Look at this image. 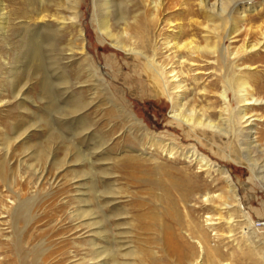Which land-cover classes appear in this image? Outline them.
Listing matches in <instances>:
<instances>
[{
    "label": "rangeland",
    "instance_id": "obj_1",
    "mask_svg": "<svg viewBox=\"0 0 264 264\" xmlns=\"http://www.w3.org/2000/svg\"><path fill=\"white\" fill-rule=\"evenodd\" d=\"M204 1L218 7L207 9ZM77 2L78 22L56 34L23 25L39 0H0V219L6 216L9 233L0 263L208 264L197 244L202 233L229 251L226 258L234 253L237 264H264V100L253 103L239 128L237 109L220 122L218 100L226 91L237 108L243 82L264 99V47L234 56L245 40L261 39L264 0H115L109 14L104 0ZM67 4L47 0L46 7L70 18ZM235 23L241 32L233 39ZM81 33L84 53L77 49ZM180 33L200 47L218 41L215 55L196 58L203 75L196 87L206 91L156 97L162 80L172 81L162 65L190 59L186 52L174 59L165 46L181 42ZM183 70L195 78L189 66ZM207 105L223 131L190 126L175 114ZM166 144L180 151V163L161 150ZM192 152L230 171L245 207L244 214L222 210L217 230L208 228L207 218L218 212L204 194H218L226 183L195 157L187 171L190 160L180 155ZM146 154H155L160 167ZM198 183L202 189L183 203Z\"/></svg>",
    "mask_w": 264,
    "mask_h": 264
},
{
    "label": "bare ground",
    "instance_id": "obj_2",
    "mask_svg": "<svg viewBox=\"0 0 264 264\" xmlns=\"http://www.w3.org/2000/svg\"><path fill=\"white\" fill-rule=\"evenodd\" d=\"M67 1H68L67 7H68V10L70 12V18L64 17L63 15H61L62 13L56 14V15L54 13L51 14L50 9L48 7H46L47 6V0H39V9H37L35 12H31L30 16H27L29 18V21H27L23 25L25 27L31 29L33 32L34 31L35 32L36 31L37 32L46 31V32H55L56 34H58V32L60 33V31L64 30V28L67 27L68 22H70V24H72L69 26L74 27L75 22H78V18H79V16H78L79 15L78 14L79 13V11H78L79 2L76 3V0L74 1V3H72V0H67ZM114 2H115V0H104L103 5L105 7L106 14H109L112 11V9H113L112 4ZM237 3L239 4V1H237L236 4ZM51 4L55 5L57 7V9H60V7H61V4L56 3L55 1L52 2ZM241 4L242 3L240 2L239 9L241 11L237 12L239 15H241V13L243 12V9L246 7V5H244V4L241 5ZM28 5L31 8L30 2L28 3ZM203 6L207 9L210 8L213 11H215V8L218 7L217 5H211L210 6L207 1H204ZM2 7H3V9H2V12L0 15L1 19L4 16L5 4H3ZM2 25H3V23L0 24V28ZM103 30H104V32L107 33V35H109L108 25H105V27H103ZM240 32H241V29L237 23L233 24L232 27L229 29V34L233 37V39L239 38L238 35L240 34ZM207 34H209L208 31H207ZM261 36H262L261 39L257 40L256 42L247 43L245 40L242 47L239 48L235 52L234 56L238 58L239 56L240 57L244 56L248 52H251V51H254V50L260 48V46L264 47V32L261 33ZM176 38L182 39V41L180 42V40H179L175 43H172L171 41L166 40L165 46H166L167 50L173 51V55H175V56H173L174 59L177 58L179 54L181 55L183 52H186L189 55L190 59L187 57L185 58V57L181 56L177 59L176 62L172 63L171 62L172 60H171L168 64H166L164 66L162 65L163 69L166 71V75L168 76V79L169 80L171 79L172 81L169 82V84H167L163 79L162 80V87H164V89H160V90L158 89L157 93L154 95L156 97H161V96H167L168 97L169 96L170 99H172V98H174V95H176V93H178L180 91L183 93H181L178 97L186 96L188 93H192V92H193V95L196 96V95L201 94L202 92L206 91L205 88L198 90L196 87L198 82H199V80H198L199 76L203 77V75L196 73V72H199V70H200V67L197 65L202 64V63H198V62H202V61H200V60L197 61L196 58L202 52H208L212 55H215L217 50H218V41L215 42L213 44V46H211V45H209V43H207L206 46L200 47L194 38L187 39V38H185V35H183V33L176 35ZM216 38L217 37H215V39ZM81 44H82V46L77 47V49L79 51H81L82 53H84V51L86 49V46H85L86 39L82 33H81ZM70 51L73 53L74 49H71ZM186 62H192V64H186ZM185 65H187L191 68V70H190L191 73L192 72L196 73L195 78L194 77L190 78V77L186 76L187 73H186V71L183 70V67ZM188 80H191V82L189 83ZM172 82L174 83V85L178 84V85H175L176 88L172 87V85H171ZM160 85H161V82H160ZM168 85L173 88L174 93H170L168 91V88H167ZM240 88H241V92L244 91V93H242L241 95H238L237 97H234L235 101L237 102L236 104H238L237 108L236 107L234 108V106L232 105V102H231L232 99H230V96L226 91H223L222 93H220L221 97L218 98V100L221 102V113H220L221 114L220 115L221 120H220V122L221 121L222 122H229V119L222 120V118H224L226 116L228 117L230 114V111L232 109L239 110L238 119L236 122H234L235 123L234 126L235 127L237 126V128H239L240 126L243 125V120L245 119V117L248 116L251 113V111L255 108V107H253L254 106L253 103L262 102V100H264L263 98H260L257 96L256 89L252 88V86L249 83L243 82L240 85ZM176 91H178V92H176ZM242 104L245 108H241L240 105H242ZM182 107L185 108V105H182ZM213 111L216 112V108L212 107L210 105H207L205 107L200 108L199 110L193 109L191 111V114H189V116H183L179 110H177L175 112V114L179 115L180 118L183 117V119H181V120L177 119V120H180V121H182V122H184L190 126H194L197 128H205V129L216 128V129L222 130V129H220L217 122H215L212 119L211 115H212ZM240 129H242V128H240ZM161 145H163V144H161ZM166 146L167 147L162 146L163 148L161 150L170 155L168 159L169 160L171 159L172 162L175 164L180 163L179 162L180 158H181V157L179 158V154H180L179 152L180 151L175 147V145H172L171 147H169V144L168 145L166 144ZM154 150H155V148H154ZM162 151H160V152H162ZM157 152L158 151H156V153ZM146 155L149 156L153 162L155 161L157 166L160 167L159 165H161V164L159 163L158 158L155 157V154H152L154 156H151L148 154H146ZM180 156L186 157V158L188 157L187 159L190 160L189 162L186 161V165L188 166V167H186L187 171L190 169L191 166H193V163L195 161L196 163H198V165L200 166V168L202 170L203 169H205L206 171L208 170V172H207L208 175L211 174L210 171L213 170L215 173H218L221 176V178H223L222 180H224L226 183V187H222L220 189V191L217 192L218 194H216V191H212L211 189H207V191L204 194L205 204L210 203L215 208V210L218 212L216 215H212L209 218H207L206 222L210 223L208 225L209 229L213 228L214 230H217L215 220H220V218L214 219V217H216V216L222 217L223 216L222 210H224V209H226V211H229V208H237L243 214L245 213V207H244V205L241 204V202L239 200L240 195L238 193V190L236 188V184L233 181L232 176L230 174V171L228 169H226V168L214 169L215 167L211 163H209V161L205 157H200L195 152H192L190 154V156H185V155H180ZM192 157H195V158H193V160L195 159L194 161L192 160ZM186 158H184V160ZM0 171H1V173L4 172L3 169ZM209 177H212V176H209ZM216 181H218V179L214 180V183ZM212 184H213V182H212ZM208 185L210 186V184H208ZM205 186H204V188H207ZM201 187H202V185H200V183H198L196 186H194L189 191V194L187 193L182 197L183 203H186V202L190 203V200H192L193 197H195L194 188H201ZM242 206L244 209H242ZM5 219H7L6 216H2V218L0 219V246L3 245L4 242H7V241L9 242V237H8L9 233H8V229L6 228L7 221ZM232 222L229 221L228 223H232ZM197 239H198L197 244H198V246L201 250V253H202V260L204 257H206L208 260V264H237V262H235V259L233 260V258H234L233 254L234 253L231 254V252H230V257L226 258V256H228V254H229V251H226L227 252L226 253L225 250H223L222 248H220V246H218V244L211 243V239L208 240V238H206L205 235H202V233L198 234ZM217 239L224 241L225 237H220L217 234ZM169 247H170V241L167 240V242H165V249H167ZM239 248H241V247H239ZM248 248L251 249L250 247H248ZM137 253L141 254V252H134L133 255H135ZM128 257H131V256H128ZM259 261H256V263L260 264ZM201 263L203 264V261ZM129 264H140V263L137 261V262H131Z\"/></svg>",
    "mask_w": 264,
    "mask_h": 264
}]
</instances>
